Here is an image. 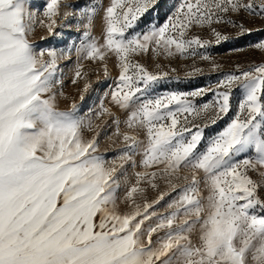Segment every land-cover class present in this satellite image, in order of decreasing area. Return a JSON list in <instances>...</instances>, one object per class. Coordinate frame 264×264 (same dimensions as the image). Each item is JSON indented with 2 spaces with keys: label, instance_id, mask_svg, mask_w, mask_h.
Segmentation results:
<instances>
[{
  "label": "snow or ice",
  "instance_id": "obj_1",
  "mask_svg": "<svg viewBox=\"0 0 264 264\" xmlns=\"http://www.w3.org/2000/svg\"><path fill=\"white\" fill-rule=\"evenodd\" d=\"M61 3L46 0L40 11L29 0H0V264H264V64L226 74L213 102L197 106L193 99L206 90L150 97L149 87L161 77L132 59L151 48L157 55L209 60L198 49L211 42L187 32L208 27L219 44L228 37L213 25L237 26L230 13L264 19V0H181L166 23L146 32L129 30L156 0H110L103 43L83 33L78 59L116 57L120 75L112 100L128 111V129L145 130V140L123 135L120 159L142 155L139 166L145 169L125 193L128 212L118 209L117 167L96 154L95 137L85 139V130L93 128L91 115H80L75 103L69 110L57 105L63 95L57 51L37 50L30 42L37 26L53 32ZM95 12L93 7L81 13L87 29ZM250 46L264 51V41ZM81 69L77 63L73 84L83 78ZM234 87L242 99L230 117ZM209 109L205 127L229 119L201 151L203 128L193 125L192 132L189 123L208 116ZM107 112L101 104L96 115ZM185 169L191 179L183 177L186 184L168 205L171 212L158 216L148 211L153 204L136 203L142 182L155 188L158 178H179ZM152 217L158 222L145 229Z\"/></svg>",
  "mask_w": 264,
  "mask_h": 264
},
{
  "label": "rangeland",
  "instance_id": "obj_2",
  "mask_svg": "<svg viewBox=\"0 0 264 264\" xmlns=\"http://www.w3.org/2000/svg\"><path fill=\"white\" fill-rule=\"evenodd\" d=\"M110 0H62L60 14L56 17V25L52 33H49L46 27L37 26L30 36V42L37 50L55 49L58 54V77L63 80V95H58L57 105L60 110H69L73 103L76 104L79 114L82 116L91 115L93 128L85 130V139L97 140V155L107 162L109 166H115L118 169V176L121 180L119 190L118 209L121 212L131 211L130 202L124 200L128 188L136 182V173L144 171L140 167L142 155H133L132 161H122L120 159L123 150L126 148V142L123 139L125 132L135 135L140 140L146 139L145 130L142 128L128 129L125 121L128 118V111L119 108L112 100L111 93L117 88L120 69L117 66V59L109 54L104 62L93 61L79 58L76 49L84 40L83 33L90 31L91 36L103 43V33L105 27L104 8ZM29 3L35 10H43L46 0H29ZM181 0H156L147 13H145L137 22L136 28L129 31L146 32L155 25L162 26L167 22L168 17L176 11ZM96 8L92 19L90 29H87L88 20L83 16L82 11L88 8ZM229 17L235 21L237 26L228 23H219L213 25L218 32L227 36L228 39L219 44L215 43V37L208 27L193 26L187 36H199L202 40L211 42L207 49H198V53H207L211 59L203 60L200 55H157L151 48L146 53L133 56V62H138L144 66L150 73L159 75L155 84L149 87L150 97H160L170 93H190L197 90H206L202 96L195 97L193 103L202 106L205 103H211L214 100L213 90L217 89L218 81L226 74L238 73L247 70L249 66L264 64V51L256 49L250 45L256 42L264 41V19L253 17L247 13H230ZM239 25H243L245 30H251V34H242ZM77 63L82 65V79H78L75 84L72 83L75 75ZM105 64L107 65V75H105ZM199 69V71H197ZM167 73L166 76L163 74ZM89 85L87 91L85 85ZM224 91L225 89H219ZM191 99V98H190ZM242 99V92L235 88L232 92L231 104L233 111L229 116H233ZM101 104L108 109V112L97 116L100 112ZM213 110L209 109L208 116L197 117L191 120L189 127L192 132L196 131L193 125H199L203 128V140L200 149L207 147L211 136L223 129L228 122L229 117L218 121L216 125L205 127L210 124V117ZM118 122V123H117ZM119 128V131H118ZM190 136L191 133H186ZM135 161L136 166H133ZM123 164V168L119 166ZM155 171V169H148ZM122 173V175H121ZM202 175V173H201ZM252 179L259 181L260 176L257 172L249 171ZM184 176L191 179L190 172L185 169L179 174V178H158L156 187L152 188L149 184L142 182L140 187L144 189L142 194L135 196L136 203L141 205L145 202L153 204L148 211H155L158 216H163L172 211L168 207L173 200L178 198L181 189L185 186ZM202 189L203 186L201 185ZM207 195L206 191H203ZM163 195V199H160ZM264 199V191L260 192ZM159 201L158 203H155ZM157 218L152 217L146 221L145 229L149 225H155ZM164 235V231L153 234V241Z\"/></svg>",
  "mask_w": 264,
  "mask_h": 264
}]
</instances>
